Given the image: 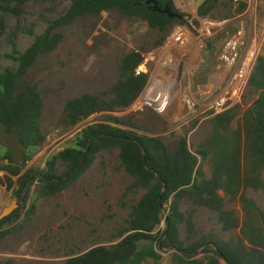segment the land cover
Instances as JSON below:
<instances>
[{
  "label": "trees",
  "instance_id": "16d2710c",
  "mask_svg": "<svg viewBox=\"0 0 264 264\" xmlns=\"http://www.w3.org/2000/svg\"><path fill=\"white\" fill-rule=\"evenodd\" d=\"M45 1L51 0H0V28L3 29L8 16L19 19L28 3ZM156 1L162 8L178 12L174 0ZM240 4L239 11L246 6L244 1ZM223 5L228 10V4ZM218 10L219 0H207L197 14L201 18L216 17ZM105 11L118 12L130 20L140 19L160 30L163 36L158 45L164 43L177 25L195 31L185 14L178 12L181 17H171L154 11L146 0H72L55 24H70L81 16H100ZM194 22L199 24L196 19ZM227 30L206 40L203 63L194 84L209 80L216 67V44ZM59 38V34L47 31L36 35L25 50H19L10 36L13 49L5 57L14 64L0 72V121L10 131L18 130L27 146L26 160L46 141L41 124L43 97L30 79V70L41 55L57 47ZM145 61L142 51L127 53L119 64V78L113 86L102 93H84L70 99L61 125L71 128L91 115L131 106L149 81V73L138 70ZM249 90L256 98L247 107L243 101L221 114L205 113L211 131L194 148L186 135L167 141L162 136L140 133L141 128L132 122L106 114L83 128L70 146L50 157L36 177L34 170L21 175L25 163L15 162L13 153L0 142V158L10 161L0 165V169L21 175L17 191L20 198L31 182H37L38 195L56 197L74 186L97 156L118 152L120 166L132 179L124 196L130 192L143 193L131 205L126 224L119 228L113 243L98 244L81 254H73L67 264H157L164 249L173 251L172 260L176 264H264V211L247 193L264 191V53L257 59ZM197 123L198 119H193L188 129L192 131ZM206 164L210 167L209 175L204 170ZM7 180L12 184L11 177ZM228 203L240 204L243 216L228 208ZM200 208L216 216L220 232L199 231L195 213Z\"/></svg>",
  "mask_w": 264,
  "mask_h": 264
},
{
  "label": "rangeland",
  "instance_id": "374dc122",
  "mask_svg": "<svg viewBox=\"0 0 264 264\" xmlns=\"http://www.w3.org/2000/svg\"><path fill=\"white\" fill-rule=\"evenodd\" d=\"M174 1L177 11L186 15L196 32L188 27L185 54L176 58L172 67L159 63L160 51L172 32L158 45L163 36L160 30L140 19H126L118 12L84 15L70 24L56 25L72 0H51L28 3L19 19L5 18L4 27L0 28V72L14 64L5 57L13 49L10 36L19 50H25L36 35L47 31L60 35L57 47L41 55L30 70V79L43 97L41 124L46 141L24 162L21 175L34 170V177L38 176L50 157L70 146L83 128L106 114L132 122L141 128L140 133L162 136L167 141L186 135L192 148L209 136V117L202 111L220 94L252 40L257 41L264 53V0H219L216 17L208 18L198 16L195 0ZM241 1L246 6L239 11ZM224 3L228 4V10ZM226 14L231 17L224 18ZM225 29H228L226 36L216 44L215 70L206 83L194 84L203 63L206 40ZM134 50L146 56L138 70L149 73L148 84L139 98L128 108L94 114L71 128L63 127L60 120L66 103L84 93L109 90L119 78L122 58ZM255 98L253 91L246 92L244 106ZM184 99H188L192 110L187 117L179 119ZM138 104L140 107H136ZM195 118L198 123L191 131L188 128ZM9 162L0 158V165ZM204 170L209 175L208 164ZM21 175L0 169V216L6 207L14 201L17 203L9 220L2 222L9 215L0 218V264L10 260L14 264H67L73 254H81L98 244L113 243L119 228L126 224L131 205L143 193L130 192L124 196L132 179L120 166L117 151L97 156L76 184L56 197L38 195L37 182H31L20 198L17 191ZM247 193L264 211V191ZM186 208L184 204L183 209ZM228 208L243 216L240 204L228 203ZM195 221L201 232L221 230L216 216L206 209H197ZM160 253L162 258L157 264H176L172 250L164 249Z\"/></svg>",
  "mask_w": 264,
  "mask_h": 264
},
{
  "label": "built area",
  "instance_id": "2783aa9c",
  "mask_svg": "<svg viewBox=\"0 0 264 264\" xmlns=\"http://www.w3.org/2000/svg\"><path fill=\"white\" fill-rule=\"evenodd\" d=\"M188 30V26L186 25H177L174 27L168 43L160 51L161 57L159 63L161 65H170L172 67L176 58L184 56ZM233 48L236 50V47ZM260 54L262 53L257 41L252 40L243 54L238 67L220 94L214 99L211 105L202 111L203 113L211 112L210 116L221 114L244 101V95L247 92L250 77ZM235 55L237 56L238 53L236 52ZM137 106L140 107V104Z\"/></svg>",
  "mask_w": 264,
  "mask_h": 264
},
{
  "label": "water",
  "instance_id": "95a60500",
  "mask_svg": "<svg viewBox=\"0 0 264 264\" xmlns=\"http://www.w3.org/2000/svg\"><path fill=\"white\" fill-rule=\"evenodd\" d=\"M207 0H195L194 6L196 11L206 2ZM146 3L152 7L154 11L167 13L171 17L177 16L181 17L178 12H174L170 7L162 8L156 0H146ZM197 109V107H194ZM192 110V106L188 99H184L183 108L180 111L177 118H185L187 117ZM0 142L3 143L8 151L13 153V160L18 163H24L26 161V152L27 146L21 140L20 134L16 128L12 131L8 129L7 124L4 121H0ZM17 206L16 201H14L10 206L6 207L2 213L0 218L9 215L12 210Z\"/></svg>",
  "mask_w": 264,
  "mask_h": 264
},
{
  "label": "flooded vegetation",
  "instance_id": "af4514ba",
  "mask_svg": "<svg viewBox=\"0 0 264 264\" xmlns=\"http://www.w3.org/2000/svg\"><path fill=\"white\" fill-rule=\"evenodd\" d=\"M23 199V198H22ZM6 222V221H5Z\"/></svg>",
  "mask_w": 264,
  "mask_h": 264
}]
</instances>
